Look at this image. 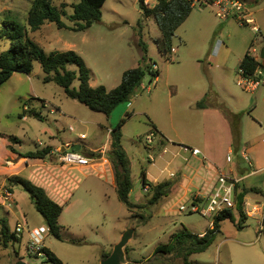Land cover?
Masks as SVG:
<instances>
[{
    "label": "rangeland",
    "instance_id": "rangeland-1",
    "mask_svg": "<svg viewBox=\"0 0 264 264\" xmlns=\"http://www.w3.org/2000/svg\"><path fill=\"white\" fill-rule=\"evenodd\" d=\"M244 1L249 5L257 22L264 21V0ZM32 2L33 0H0V31L5 29L6 21L27 24L26 13ZM53 3L70 15L76 2L55 0ZM7 9L11 11L10 14L4 13ZM102 12L100 24L94 25L89 32L88 40H84V33L59 30L53 24V35L61 41L52 47L46 45L41 47L47 53L69 50L77 52L91 70L92 85L105 86L108 90H113L120 85L124 72L136 68L137 65L145 66L140 52L142 49L138 46L137 24L142 18L140 0H107ZM64 20L72 25L68 17ZM220 25H227L221 38L233 48V44L237 43L239 46L244 40H253L252 44H255L259 51L264 48L261 32L254 33L248 27L240 26L235 19L221 21L216 17L215 8L208 5L194 7L190 17L177 30L173 46L179 48L180 53L165 56L156 44L160 37L156 19L154 17L144 19L141 28L144 41L148 45L146 64L156 66L160 76L152 77L147 71L142 88L130 103L120 105L113 112L110 121L104 114L92 112L85 105L69 98L56 84L44 83L41 65L37 63L31 79L17 74L15 77L20 75L21 80L13 78L0 88V138H18L19 143L16 146L23 154L43 148L49 143L51 134L57 138L61 134L66 141H76L80 134H85L86 140H82L83 144L99 146L108 142L106 128L110 126L112 117L115 118L113 123L115 128L126 118L127 113H130L132 116L126 118L127 123L122 131L123 145L131 162L134 182L130 201L135 204H147L151 194L149 190L145 192L143 188L142 171L155 176L159 174L158 167L163 160L158 156L170 142L164 140L165 137L176 142L194 140L200 131V123L192 117L195 111L191 97L204 82L209 81L205 72L207 65L205 62L206 57L213 53L214 30ZM10 46L11 43L7 39H0V54L9 50ZM239 48L240 51L237 53L242 54L244 46ZM198 61L202 63L199 64ZM72 69L77 71L76 67ZM219 75L222 76V72H218L215 79ZM235 86L237 93L245 95L247 101L254 104L252 93L245 94V91L237 86V79ZM74 87L79 88L78 81ZM25 104L38 107L45 119L43 121L31 117L22 119L20 115ZM250 110L245 111L246 120L251 119ZM153 125L157 127V131L153 130ZM70 128H74L75 132H71ZM152 134L153 144L148 145L147 137ZM39 143L42 145L39 146ZM150 156L156 158L155 164L151 163ZM228 156L225 154L224 159L226 160ZM231 158L234 164L239 161L236 154H232ZM246 166V163H243V167ZM32 170L25 169L20 176L25 179L32 177L30 175ZM70 174L78 180V186L76 182L64 180L63 186L60 185L56 190L66 203L51 194L64 205L60 220L64 240L60 241L48 234L44 241L46 248L64 264H100L103 253L111 254L115 245L119 243V234L122 231L125 234L128 229L134 231L133 238L128 243L129 254L126 255L131 264H184L182 259L174 256H155L156 248L168 243L172 234L179 233L184 228L197 235L210 228L211 220L199 214L181 212V205L174 206L172 212H166L175 204L179 195L176 194L178 189H171L172 185L162 202L145 211V215H151V218L144 225L140 219L130 216L125 205L118 200L113 185L105 183L101 178H93V184L77 171ZM32 178L37 180L36 177ZM41 178L42 175L39 179ZM252 182L257 184L254 186H260L263 178H251L245 185L253 186ZM176 184L177 181H174V187ZM4 189L0 188V193ZM89 189H92L93 193H89ZM15 191L16 205L12 206L11 213L8 215L0 206V219L8 222L10 231L13 232L16 224L22 220H26L31 228L47 226L29 195L18 186L15 187ZM262 191L264 192V183ZM105 194L110 197L106 202L103 200ZM80 201L83 206L78 210L76 207ZM2 203L3 200L0 198V204ZM182 205L190 207L191 203L185 201ZM87 208L91 209V213L86 212ZM101 209L106 210L107 218L93 220V215ZM235 220H239L237 213ZM26 238L24 234L21 242H15L7 248L0 247V264H14L19 260H24L28 264H52L45 258L31 255L27 250ZM190 264H264V228L261 229L257 218H249L242 230H238L233 222L225 221L221 233L217 235L211 247L204 253L193 255Z\"/></svg>",
    "mask_w": 264,
    "mask_h": 264
},
{
    "label": "trees",
    "instance_id": "trees-1",
    "mask_svg": "<svg viewBox=\"0 0 264 264\" xmlns=\"http://www.w3.org/2000/svg\"><path fill=\"white\" fill-rule=\"evenodd\" d=\"M55 0H33L32 7L28 15L27 24H20L15 21H6L5 29L0 31V39H7L11 46L9 50L0 54V88L6 84L14 74L31 75L35 70V65H41L46 84L54 83L62 88L65 94L79 103L85 105L92 112L104 114L110 121L113 112L122 104L130 103L137 92L142 88L147 71L152 77L158 78L160 72L151 70L152 66L146 64L148 56V45L144 41L142 21L154 17L157 21L160 37L156 44L160 52L168 56L172 53L173 38L177 30L186 22L192 14L194 7L189 0H160L159 4L153 9H147L140 0L142 18L138 21L139 46L143 52L145 66H138L124 72L121 83L113 90H108L105 86L92 87V73L85 60L75 51L65 52L53 51L47 53L38 43L29 36L32 32L40 30L46 23H53L58 29H68L73 32H83L99 23L102 19V9L107 0H74L73 13L68 15L65 10L54 5ZM61 1V0H58ZM72 26H68L64 18ZM72 67H76L73 70ZM248 75H253L257 68L256 61L247 53L240 64ZM79 82V88H75V82ZM27 106V105H25ZM31 117L43 121L45 117L37 108L24 109L21 118ZM132 115L127 113L126 118ZM225 116L231 123L234 131V146L239 148V130L242 114H234L225 111ZM112 129L110 134V148L108 149L109 158L114 168L116 192L119 201L125 205L131 216L140 219L146 225L151 215H145V211L151 206L159 204L169 193L171 185L168 183L153 184L147 182L146 172L142 171V184L144 189L150 192V199L147 204H135L130 201V194L134 188L132 178L131 162L123 145V127L127 120ZM153 130L157 127L153 125ZM11 141L18 143V138H11ZM12 152L18 153L13 147ZM50 153L48 150L30 152L22 155L30 159L44 160ZM9 190L13 187H21L30 197L36 210L43 216L46 225L50 228V235L63 241L61 231L63 227L59 224L64 207L52 200L45 189L36 185L32 181L21 176H12L8 179ZM242 184L238 185L236 192L237 205L234 210H227L215 217L212 227L208 228L204 236L194 234L187 228L179 233L170 236L168 243L159 245L155 250V256H174L182 259L184 264H190L193 255L206 252L222 231L225 221L236 224L238 230L245 228L248 220L245 215V196L249 193L257 192L255 188H244L241 192ZM235 213L239 220H235ZM0 247H9L15 242H19L15 234L10 231L8 222L0 220ZM129 246L126 248L129 254ZM48 262L52 264H64L50 249H44ZM110 253H103L102 258H107ZM38 258V256H36Z\"/></svg>",
    "mask_w": 264,
    "mask_h": 264
},
{
    "label": "crops",
    "instance_id": "crops-1",
    "mask_svg": "<svg viewBox=\"0 0 264 264\" xmlns=\"http://www.w3.org/2000/svg\"><path fill=\"white\" fill-rule=\"evenodd\" d=\"M31 7L32 3L27 9V21ZM6 12H9V14L11 13L9 9L5 10L4 13ZM97 24H100V22ZM257 24L260 27L264 39V21L257 22ZM67 25L72 26L69 24ZM93 27L94 25L90 29L81 32L85 35V41L88 40V36L90 34L89 32H91ZM226 28L227 25H220V27H217L214 30L215 37L212 40L213 52L216 40H223L221 36L225 34ZM31 34L33 37H31ZM29 36L40 46L46 45L48 47H52L61 41L58 37L53 35V23H46L40 30L35 32L29 30ZM223 42L224 46L221 47L218 54L212 53L206 57L205 64L207 65L205 66V72L208 74L209 81L204 82L201 88L198 89L197 92L191 97V104H193L192 107L195 111L192 117L194 120L198 121L201 126L199 129L200 131H198L197 138L194 140L189 139L176 142L171 139H166L165 137L164 140L170 141L169 144L165 146L168 148L169 152L160 158L163 161L161 166L158 167L159 174L155 176L146 171L148 183H168L172 185V190L175 188L178 189L176 192V194H179L177 200L171 208L166 210L168 213L172 212V208L174 206H183L182 203L185 201L192 203L193 200L196 199L198 203L206 202L214 192L218 177L221 174L241 179L242 188L240 189V192L244 188L257 189V192L249 193L245 196V211L249 210L250 206L264 204V192L262 191V184L264 183V86L252 93L254 104L249 100L247 101L245 95H241L235 91L238 69L242 60L248 53L249 48L253 45V40H244L241 42V44H239V46H244V52H242V54L237 53L240 51L237 43H235V45L233 44V48L230 46V43L226 42L225 40H223ZM174 49L176 50L174 54L180 53L179 48L174 47ZM140 52L141 57H143L142 50ZM198 63L201 64L202 62L198 61ZM138 66L140 65H137V67ZM218 72H222V76L219 75L215 79ZM17 74H14L10 80L13 78H18L21 80L22 77L20 75L15 77ZM32 74L21 75L31 79ZM91 86L94 87L92 83ZM244 93L246 94V92ZM34 99L41 100L39 97H34ZM27 108L38 109V107L35 105H30L25 106L23 110ZM248 109H251L249 112V118L251 119L246 120L244 118L246 113L245 111ZM129 111L131 110L129 109ZM225 111H229L234 114H242L239 130L240 145L238 149H235L234 131L231 123L225 116ZM27 118L29 117L26 116L22 119ZM114 121L115 118L113 116L110 126L106 128L108 133V142L99 146H88L83 144L80 136L85 134H80L76 141H66L65 138L61 136V134L59 135V138H57L54 134H51L52 136H50L49 143L45 144L43 148L36 150L50 151L44 160L30 159L22 156L30 152L24 154L20 152L16 146L19 143V139L18 143H14L9 137L0 138V188H9L8 179L12 176H20L25 169L29 168L30 170L33 169L30 171V175L32 177H36L37 180H34L32 177L27 179L36 185L43 187L48 196L57 203L59 202L56 198L61 199L66 203V200L62 199V195L56 192L58 187L63 184L64 180L76 182L78 186V180H76V178L70 174L74 171L80 173L85 178V180H90L93 184V178H101L105 183H110L113 185V188L116 192L114 168L108 154V149L110 148V134L114 128ZM73 132H75V129ZM160 133L162 132L160 131ZM68 144H71L73 148L79 147V151L84 155L88 157H94V163L88 167H68L59 164L56 157V150L64 149V147ZM180 146L198 149L201 151V154L198 156H192L189 153L182 152L180 150ZM12 147L17 150L18 153L12 152L10 150ZM225 154H236L239 157V161L235 164L233 163V159L231 162H228L227 159H224ZM247 159H249V161H247ZM243 163H246V168L243 167ZM37 168L39 169L36 170ZM170 173H175V177H170ZM41 175L42 178L39 179ZM251 178H263V182L260 184V186H254L257 184L252 182L253 184L251 185L253 186L247 187L245 182ZM174 181H177L176 187L173 185ZM64 189L68 191L67 187L65 186ZM144 190L145 192H148V189ZM88 192L93 193V190L89 189ZM12 194L14 199L16 196L15 187L12 188ZM51 194L56 198H53ZM0 198L2 199V192L0 193ZM109 199L110 197H108L107 194L103 196V200L105 202ZM59 204L64 207L62 203ZM82 204L83 203L80 201L76 208L79 210L81 206H83ZM0 206L8 215L11 213L10 210L12 207L8 208L2 204H0ZM85 210L86 212L91 213V209L87 208ZM97 213L92 217V219L95 221L101 218L105 219L108 216L106 210L101 209L98 210ZM247 218L249 219L251 217ZM257 220L259 222L258 217ZM59 224L61 225L60 221ZM205 232L200 233L199 235L202 236ZM122 234L123 231L119 234V239H121Z\"/></svg>",
    "mask_w": 264,
    "mask_h": 264
},
{
    "label": "built area",
    "instance_id": "built-area-1",
    "mask_svg": "<svg viewBox=\"0 0 264 264\" xmlns=\"http://www.w3.org/2000/svg\"><path fill=\"white\" fill-rule=\"evenodd\" d=\"M192 3L193 7L196 6H213L215 8L216 17L223 22H227L230 19H235L240 26L248 27L254 33H260V27L257 24V21L254 17L253 12L251 11L249 5L244 0H189ZM160 0H142V4L147 9H153L159 4ZM224 46V42L221 39H217L214 45V54H218L221 47ZM176 50L173 49L172 53H175ZM248 54L252 57L256 63L257 68L253 75H248L244 69L240 68L237 72V85L247 93H254L259 88L264 86V59L261 57V51H259L255 44H253L249 50ZM152 71H156L157 67L153 66ZM73 132L74 128H70ZM154 135L147 137L148 145L153 144ZM80 139H86L85 135H81ZM42 145V143H40ZM180 150L185 153H189L192 156H198L201 154V151L194 148H188L186 146H180ZM169 152L167 147H164L162 153L158 158H162ZM232 154L227 158L228 162H231ZM56 157L59 164L68 166V167H88L94 163V157H88L73 149L71 144H68L64 149L56 150ZM150 161L152 164H155L156 158L150 156ZM249 161V159H247ZM170 177L174 178L175 173H170ZM242 183V180L236 177L219 175L217 180V185L204 203H198L195 200L191 203L190 207L181 206V212H188L189 214H199L203 218L211 220L210 227L216 216L227 211L234 210L237 205L236 192L237 187ZM2 205L8 208H11L15 204L13 199L12 192L5 188L2 191ZM246 207V205H245ZM247 217L259 218V224L261 229L264 228V204L254 205L249 210L245 211ZM16 238L21 242L24 239V234H26V244L27 250L31 255L42 257L47 259L46 254L44 253L45 249V238L50 234V228L48 226H41L31 228L26 220L19 221L13 231ZM204 234L201 236L203 237Z\"/></svg>",
    "mask_w": 264,
    "mask_h": 264
},
{
    "label": "water",
    "instance_id": "water-1",
    "mask_svg": "<svg viewBox=\"0 0 264 264\" xmlns=\"http://www.w3.org/2000/svg\"><path fill=\"white\" fill-rule=\"evenodd\" d=\"M261 57L264 59V48L261 50ZM76 151H79V147L73 148ZM129 231L122 235L119 243H117L114 247L113 252L107 257L104 258L100 264H131L127 258L126 247L128 243L133 238V230L128 229ZM14 264H28L24 260H19Z\"/></svg>",
    "mask_w": 264,
    "mask_h": 264
}]
</instances>
